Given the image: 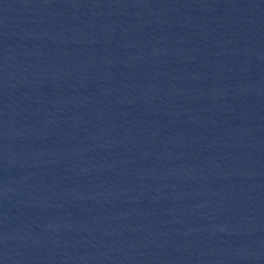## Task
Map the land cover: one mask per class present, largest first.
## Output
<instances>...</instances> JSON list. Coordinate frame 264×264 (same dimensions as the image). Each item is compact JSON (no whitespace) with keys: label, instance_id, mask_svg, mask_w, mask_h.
<instances>
[{"label":"water","instance_id":"obj_1","mask_svg":"<svg viewBox=\"0 0 264 264\" xmlns=\"http://www.w3.org/2000/svg\"><path fill=\"white\" fill-rule=\"evenodd\" d=\"M0 264H264V0H0Z\"/></svg>","mask_w":264,"mask_h":264}]
</instances>
